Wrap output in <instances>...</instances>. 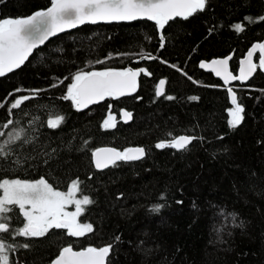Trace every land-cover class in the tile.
I'll use <instances>...</instances> for the list:
<instances>
[{"label": "trees", "instance_id": "16d2710c", "mask_svg": "<svg viewBox=\"0 0 264 264\" xmlns=\"http://www.w3.org/2000/svg\"><path fill=\"white\" fill-rule=\"evenodd\" d=\"M49 5L50 0H0V19ZM262 15L264 0H209L203 12L165 26L163 48L153 21L85 24L53 37L20 69L0 77V124L9 118L7 109L16 98L35 97L13 110L17 123L0 130H26L25 138L33 143L19 153L21 159L39 153L6 175L0 172V178L44 177L65 189L78 177L84 182L80 193L96 202L86 205L80 217L93 224L94 233L73 238L61 229L44 238L13 236L6 244L30 247L10 248L11 264H48L67 245L80 249L107 244L114 245L111 264H264V70L257 67L247 83L237 81L231 87L245 109L244 121L232 129L228 85L200 67L203 59L232 54L230 70L236 74L249 47L264 38ZM245 17L256 22L249 24ZM236 23L245 30L237 32ZM149 54L157 59H141ZM129 67L152 73H141L133 95L107 97L81 111L62 99L78 70ZM161 79L166 81L165 96L157 97ZM54 83L58 86L52 87ZM168 95L175 99H166ZM109 105L116 128L105 130L101 125ZM123 108L133 113L128 123L121 118ZM60 116V127L47 126ZM181 134L198 139L182 151L155 147ZM105 145L121 151L143 146L147 155L99 171L91 153ZM44 153L53 157L47 164ZM157 204L164 207L151 211ZM16 210L13 228L23 225ZM229 213L236 214L235 221Z\"/></svg>", "mask_w": 264, "mask_h": 264}, {"label": "snow or ice", "instance_id": "6c2138e0", "mask_svg": "<svg viewBox=\"0 0 264 264\" xmlns=\"http://www.w3.org/2000/svg\"><path fill=\"white\" fill-rule=\"evenodd\" d=\"M209 0H50V7L45 10H38L26 18H7L0 19V77L7 73H12L20 69L34 50L44 45L50 37H56L71 29H76L85 24H98L101 22H122L137 21L146 19L153 21L157 26L160 44L164 47L165 36L163 30L170 21L180 18L188 20L198 12H203L207 7ZM249 23H255L252 17H245ZM264 21V15L259 17ZM233 28L237 32L245 30L241 23H236ZM260 52L258 65L253 63V55ZM57 51H61L57 49ZM126 55V54H117ZM111 58V54L109 57ZM141 59L156 60V56L151 54L141 56ZM231 56L223 59L212 60L210 64L201 63V68H210L216 76L222 77L225 84L230 81L248 80L257 67L264 70V42L256 43L248 51L247 58L241 61L243 65L240 68V74L233 75L228 68V62ZM166 63V61H163ZM104 63V61H97ZM177 71H182L179 67ZM143 73L145 76H151L145 68L133 70L125 68L123 70L107 69L104 71H84L78 70L71 77V83L66 86V94L62 97L64 100L71 101L73 106L81 111L89 105L97 104L107 97L119 99L120 97L130 96L135 93L139 87L138 77ZM187 76V73H184ZM68 79V77H64ZM191 79V77H188ZM63 83V80L59 81ZM166 81L161 79L156 89V96H165ZM53 84L52 87H57ZM16 92L31 91L34 94L44 91L43 89L26 90L17 88ZM227 91L231 95V104L234 107L229 108L230 119L229 127L237 128L245 119L244 106L238 102L237 94L232 88ZM35 98L34 96L23 95L11 102L7 109L8 117L5 122L0 124V129H9L17 123L11 117L15 114L13 110L21 109L26 101ZM173 100L175 97L168 95L165 97ZM142 99V97H137ZM197 100L198 97H190ZM4 104L0 103V108ZM26 115V113H22ZM124 123L133 119V113L127 110H121ZM33 121L30 123L35 122ZM64 117L60 116L55 120H48L47 126L52 129L60 127ZM101 127L105 130L116 128V117L111 111L103 120ZM26 130L24 128L11 131L0 130V172L5 175L12 170V166L22 167L29 160H35L37 156L30 153L21 159L19 153L27 145L33 143L31 139H26ZM6 137V138H5ZM195 136L181 135L174 137L170 141L158 142L155 147L158 149L173 148L177 150H186L194 140ZM202 139V138H199ZM222 139V137H221ZM35 151V149H33ZM56 149H52L55 152ZM48 157L43 161L47 164L53 159L51 153H44ZM147 155L144 147H129L124 150H118L113 147L96 148L91 153L94 168L99 171L117 166L118 161L129 162L138 161ZM91 179V176L88 177ZM81 181L78 177L71 180L67 191H60L54 187L49 179L41 177L38 180H22L0 178V264H11L9 249L15 251L16 247L29 248V243L13 246L6 244V241L13 236L26 238H44L49 236L52 230H66V235L73 238H83L90 233L95 232L92 223H82L81 215L85 212L86 205L95 204V200L88 195L77 198V193L81 192ZM163 199V197H161ZM182 203V201H178ZM68 205H75V211L66 210ZM15 206V207H13ZM164 207L163 204L153 205L151 211L158 213ZM19 209V215L23 217L22 227L13 228L11 220L12 214ZM235 221V213H229ZM120 237H115L119 241ZM114 245L104 246H86L80 250H74L72 245L63 247L51 264H111L109 257L113 252Z\"/></svg>", "mask_w": 264, "mask_h": 264}, {"label": "water", "instance_id": "95a60500", "mask_svg": "<svg viewBox=\"0 0 264 264\" xmlns=\"http://www.w3.org/2000/svg\"><path fill=\"white\" fill-rule=\"evenodd\" d=\"M51 5H49L48 7H50ZM46 8H42V9H38V10H45ZM38 10H36V11H38ZM36 11H34L33 13H31V14H29V15H26V16H21V17H11V18H26V17H28V16H30V15H32V14H34ZM122 22H125V21H122ZM101 23H104V22H101ZM111 23H115V22H111ZM71 30H74V29H71ZM71 30H68V31H71ZM67 32V31H66ZM65 33V32H64ZM60 34H62V33H60ZM60 34H58V35H60ZM53 37H50L49 38V40L50 39H52ZM48 40V41H49ZM48 41H46L45 43H47ZM262 42H264V38L261 40V41H256V42H254L250 47H249V49L247 50V52L245 53V55L243 56V58L241 59V61H243V60H245L246 58H247V53H248V51L253 47V45L254 44H256V43H262ZM41 46H43V45H41ZM41 46H39V47H41ZM38 47V48H39ZM35 51V50H34ZM259 54L260 55V52L257 50V52L256 53H254V55H253V63L254 64H256V60H255V55L256 54ZM228 56H231V58H232V54H229V55H226V56H219V57H213V58H211V59H203V60H201L200 61V64L201 63H207V64H210L211 63V61L212 60H216V59H223V58H226V57H228ZM231 60V59H230ZM230 60H229V62H228V68H229V71L233 74V75H239L240 74V68L243 66L242 64H241V61H240V66H239V69H238V72L236 73V74H234L231 70H230ZM129 68H132L133 70H138L139 68H136V67H129ZM113 69H115V70H123V69H118V68H113ZM203 70H205V71H208V72H213V71H211L210 70V68H202ZM15 71V70H14ZM94 71H104V70H94ZM214 73V72H213ZM7 74H9V73H7ZM6 74V75H7ZM254 74H255V72L253 73V75L248 79V80H246V81H240V80H234V81H230L229 83H227V85H228V87L229 88H231L237 81H240V82H242V83H247L253 76H254ZM214 75L216 76V74L214 73ZM216 77H218V78H220L223 82H224V80L222 79V77H219V76H216ZM138 80H139V77L137 78ZM164 80V79H163ZM225 83V82H224ZM158 84H159V82H158ZM158 84H157V86H158ZM137 92V91H136ZM135 92V93H136ZM135 93H133V94H135ZM132 94V95H133ZM106 99V98H105ZM104 99V100H105ZM103 100V101H104ZM102 102V101H101ZM101 102H99V103H101ZM99 103H97V104H99ZM92 105H94V104H92ZM90 106V105H89ZM122 110H127L126 108H123ZM128 111V110H127ZM120 115H121V118H122V114H121V111H120ZM123 120V119H122ZM181 135H186V134H181ZM181 135H178V136H176V137H179V136H181ZM188 136H192V135H188ZM173 139V138H172ZM171 139V140H172ZM170 141V140H169ZM102 147H113V148H116V147H114V146H110V145H105V146H101V147H99V148H102ZM130 147H143V146H130ZM129 148V147H128ZM118 149V148H117ZM119 150V149H118ZM68 246V245H67ZM92 246H94V245H92ZM66 247V246H65ZM97 247V246H96ZM80 249H82V248H80ZM80 249H75L74 248V250H80ZM56 258V257H55ZM54 258V259H55ZM53 259V260H54ZM52 260V261H53ZM51 261V262H52ZM51 262H49L48 264H51Z\"/></svg>", "mask_w": 264, "mask_h": 264}, {"label": "rangeland", "instance_id": "374dc122", "mask_svg": "<svg viewBox=\"0 0 264 264\" xmlns=\"http://www.w3.org/2000/svg\"><path fill=\"white\" fill-rule=\"evenodd\" d=\"M53 120H55V119H53ZM18 179V178H17ZM40 179V178H39ZM22 180H30V179H22ZM34 180H38V179H34ZM70 186V184L65 188V189H58V190H60V191H67V189H68V187ZM83 195L84 194H81L80 192L79 193H77V198H82L83 197ZM13 207H15V206H13ZM83 207H86V206H83ZM66 210L67 211H69V212H72V211H75V205H68L67 206V208H66ZM16 212H17V210H16ZM15 212V213H16ZM80 219V218H79ZM80 221L82 222V223H89L88 221H86V220H81L80 219ZM22 227V226H21Z\"/></svg>", "mask_w": 264, "mask_h": 264}, {"label": "flooded vegetation", "instance_id": "af4514ba", "mask_svg": "<svg viewBox=\"0 0 264 264\" xmlns=\"http://www.w3.org/2000/svg\"><path fill=\"white\" fill-rule=\"evenodd\" d=\"M12 216H13V218L11 220V224L15 225L17 223V215H16V213H13Z\"/></svg>", "mask_w": 264, "mask_h": 264}]
</instances>
